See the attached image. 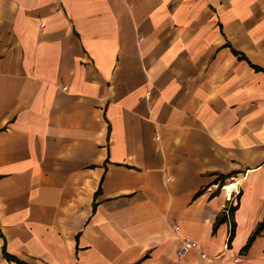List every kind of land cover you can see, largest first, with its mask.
Returning a JSON list of instances; mask_svg holds the SVG:
<instances>
[{
  "label": "crops",
  "instance_id": "crops-1",
  "mask_svg": "<svg viewBox=\"0 0 264 264\" xmlns=\"http://www.w3.org/2000/svg\"><path fill=\"white\" fill-rule=\"evenodd\" d=\"M263 218L264 0H0V264H264Z\"/></svg>",
  "mask_w": 264,
  "mask_h": 264
},
{
  "label": "trees",
  "instance_id": "trees-1",
  "mask_svg": "<svg viewBox=\"0 0 264 264\" xmlns=\"http://www.w3.org/2000/svg\"><path fill=\"white\" fill-rule=\"evenodd\" d=\"M254 70H258L257 68L253 67ZM231 174H226V175H221V174H212L211 176H213L210 184H217L218 188H220V186L223 184V181L225 179H227L228 177H230ZM209 184V185H210ZM201 192V190H199L198 192L195 193V196L198 195ZM234 207H229L227 212L228 214H230L233 211ZM225 220L224 215H221L219 218L216 219L214 225H213V229L215 228V226L221 222H223ZM264 227V218L263 220L257 224V226L255 227L254 231L252 232V234L247 238L245 245L241 248V252H244L247 247L249 246V244L251 243V241L253 240V238L261 231V229ZM232 232H233V223L231 222L229 225V234L227 237V241H226V246L228 247L230 239L232 238ZM2 255L3 258L8 261V262H14L16 264H24L21 262H18L14 257L6 254L4 252V250L2 249Z\"/></svg>",
  "mask_w": 264,
  "mask_h": 264
},
{
  "label": "built area",
  "instance_id": "built-area-1",
  "mask_svg": "<svg viewBox=\"0 0 264 264\" xmlns=\"http://www.w3.org/2000/svg\"><path fill=\"white\" fill-rule=\"evenodd\" d=\"M195 249V244L189 240H182L179 249H178V254L180 256L186 254L189 251H192ZM239 258H234V261H239Z\"/></svg>",
  "mask_w": 264,
  "mask_h": 264
}]
</instances>
